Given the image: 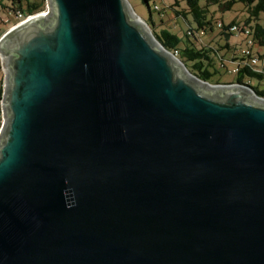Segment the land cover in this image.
<instances>
[{
    "label": "water",
    "instance_id": "1",
    "mask_svg": "<svg viewBox=\"0 0 264 264\" xmlns=\"http://www.w3.org/2000/svg\"><path fill=\"white\" fill-rule=\"evenodd\" d=\"M48 6L0 37V264H264V97L127 0Z\"/></svg>",
    "mask_w": 264,
    "mask_h": 264
},
{
    "label": "trees",
    "instance_id": "2",
    "mask_svg": "<svg viewBox=\"0 0 264 264\" xmlns=\"http://www.w3.org/2000/svg\"><path fill=\"white\" fill-rule=\"evenodd\" d=\"M148 5L150 0H144ZM186 7L175 9L177 16H182L186 22L189 23V28L185 32V37L182 38L178 34L173 33L168 29H162L159 34L153 31L156 39L169 51L178 50V57L186 65L188 71L203 81L210 83H221L219 81L212 82L213 76L219 72L221 68H226V61H230L235 65L236 79L232 82L224 83H244L250 85L255 92L264 97V90H261L248 82L250 77H264V64L261 66V71H256L252 65L249 64V56L242 52L244 44L243 36L237 35L229 30L232 23H242L252 29V34L260 49L264 50V24L262 23L264 17V0H206V4L202 5L200 0H185ZM242 3L245 11H247L246 18L242 21L232 20L229 23L217 22V27L220 28V35L228 39V41L220 48H215L211 45V41L216 38L213 30V17L209 18L208 6L211 3H217L221 9H232L236 3ZM46 0H0V8L3 12L16 14L19 10L23 15L34 14L40 12ZM180 6V2L176 1L171 7ZM191 15L196 27L191 25L188 16ZM8 21V20H7ZM256 21L254 25L252 22ZM221 23V26L218 24ZM15 24V23H14ZM208 30L211 32H208ZM208 32L209 36L213 38L207 43L202 39L203 33ZM2 34H0L1 37ZM235 35L236 43L231 44L229 37ZM222 48L230 49L228 55L220 52ZM264 54H260L263 58ZM4 78L1 68L0 59V99L3 95Z\"/></svg>",
    "mask_w": 264,
    "mask_h": 264
},
{
    "label": "rangeland",
    "instance_id": "3",
    "mask_svg": "<svg viewBox=\"0 0 264 264\" xmlns=\"http://www.w3.org/2000/svg\"><path fill=\"white\" fill-rule=\"evenodd\" d=\"M134 10L135 14L139 16L141 19H143L148 25L149 30L153 34V31L156 34H159L162 29H168L172 31L173 33L178 34L180 37H185V32L189 28V23L186 22V20L182 16H177L175 9H180L181 7H186V1L185 0H150L149 5L144 0H127ZM176 1L180 2V6L171 7L172 4H174ZM201 4H206V0H200ZM158 5L160 10H155V6ZM49 9L48 3H45L42 7L41 11ZM209 9V18L211 16L213 17V27H214V34L216 35V38L212 40L210 43L215 48H220L222 45H224L228 39L224 36H221L220 28L217 27V22H225L229 23L232 20H244L247 16V11L244 9V5L242 3H236L234 7L230 10L228 9H221L220 5L217 3H211L208 6ZM189 21L191 22V25L193 27H196V23L193 21L192 16H188ZM264 24V17H262ZM8 20V21H7ZM18 23V18L16 17V14L14 13H7L3 12L0 8V34H4L8 29H10L12 26ZM256 21L252 22V25H254ZM208 32H210L208 30ZM205 32L203 33L202 39L204 42H208L211 40V36H209V33ZM211 33V32H210ZM1 35V36H2ZM237 38L235 35H231L229 37V41L231 44H234ZM239 47H244V44L239 45ZM222 54L225 56L228 55V53L231 52L230 49L222 48L220 50ZM172 53V51H171ZM262 53L264 54V50H262ZM178 57V56H177ZM179 58V57H178ZM226 68H221L217 74L213 76L212 82H232L236 79V72H234L235 65L230 62L226 61ZM264 64V57L260 58L259 65L262 66ZM248 81L255 87L264 90V77L258 78V77H250ZM216 84V83H212Z\"/></svg>",
    "mask_w": 264,
    "mask_h": 264
},
{
    "label": "built area",
    "instance_id": "4",
    "mask_svg": "<svg viewBox=\"0 0 264 264\" xmlns=\"http://www.w3.org/2000/svg\"><path fill=\"white\" fill-rule=\"evenodd\" d=\"M46 3H48V0H46ZM155 10H160L158 5L155 6ZM40 12L47 14V13H49V9L44 10V11H40ZM36 13H38V12H36ZM36 13H34V14H36ZM34 14L23 15L22 11L19 10L16 13V17L18 18V23L21 22L22 20L26 19V18L33 16ZM221 25H222L221 23L218 24V26H221ZM229 30L232 31L233 33L237 34V35L243 36L244 47L242 49V52H244L245 54H247L249 56V64L252 65L256 71H261L262 67L259 65V60H260V54H263L262 53L263 49H260L258 47L257 42L253 37L252 29L249 26H246L242 23H232L229 27ZM172 54L175 57H177L179 55V51L176 49V50L172 51ZM0 59H1V68H2V73H3V78H4V84H3V94H4L6 74H5V71L3 69V64H2L3 57L1 55H0ZM234 71H236V69ZM2 99H3V95H2V98L0 99V131H1V129L3 127V123H4L3 111H2Z\"/></svg>",
    "mask_w": 264,
    "mask_h": 264
},
{
    "label": "crops",
    "instance_id": "5",
    "mask_svg": "<svg viewBox=\"0 0 264 264\" xmlns=\"http://www.w3.org/2000/svg\"><path fill=\"white\" fill-rule=\"evenodd\" d=\"M211 36V38H213V36L212 35H210ZM237 41V40H236ZM236 41H235V43H236Z\"/></svg>",
    "mask_w": 264,
    "mask_h": 264
},
{
    "label": "bare ground",
    "instance_id": "6",
    "mask_svg": "<svg viewBox=\"0 0 264 264\" xmlns=\"http://www.w3.org/2000/svg\"><path fill=\"white\" fill-rule=\"evenodd\" d=\"M173 57V56H172ZM174 58V57H173ZM175 59V58H174Z\"/></svg>",
    "mask_w": 264,
    "mask_h": 264
}]
</instances>
